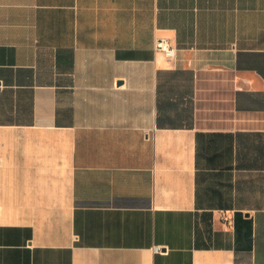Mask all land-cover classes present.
I'll list each match as a JSON object with an SVG mask.
<instances>
[{
	"label": "crops",
	"instance_id": "crops-1",
	"mask_svg": "<svg viewBox=\"0 0 264 264\" xmlns=\"http://www.w3.org/2000/svg\"><path fill=\"white\" fill-rule=\"evenodd\" d=\"M0 264H264V0H0Z\"/></svg>",
	"mask_w": 264,
	"mask_h": 264
},
{
	"label": "built area",
	"instance_id": "built-area-1",
	"mask_svg": "<svg viewBox=\"0 0 264 264\" xmlns=\"http://www.w3.org/2000/svg\"><path fill=\"white\" fill-rule=\"evenodd\" d=\"M156 52L162 53L165 59L169 62H174L177 58V48L172 46L167 39L157 38L155 41ZM157 252L162 251L161 247H156Z\"/></svg>",
	"mask_w": 264,
	"mask_h": 264
}]
</instances>
